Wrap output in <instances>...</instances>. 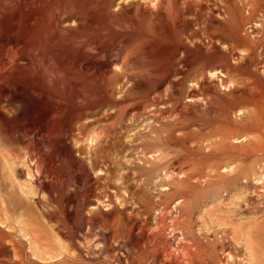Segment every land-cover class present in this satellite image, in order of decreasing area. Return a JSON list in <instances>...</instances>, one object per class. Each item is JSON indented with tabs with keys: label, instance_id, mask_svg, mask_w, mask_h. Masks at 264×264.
Wrapping results in <instances>:
<instances>
[{
	"label": "rangeland",
	"instance_id": "1",
	"mask_svg": "<svg viewBox=\"0 0 264 264\" xmlns=\"http://www.w3.org/2000/svg\"><path fill=\"white\" fill-rule=\"evenodd\" d=\"M37 1L34 7H44L43 4L46 7V0ZM27 2L18 3V6L13 0L17 10L0 12V43L5 30L3 26L11 19L16 20L17 34L27 27L29 21H35L41 36L47 40L58 27L73 31L83 22L79 12H66L61 8L54 11L51 7L30 17L31 5ZM109 2L113 12H108V16L115 17L113 24L107 26L109 29L106 27V31H101L96 27L93 33L97 31L90 37L82 34L80 37L83 38H77L73 47L64 45L65 48L71 47L66 49V55L78 75L86 74L80 63L83 60L81 49L94 54L93 57L87 56L89 63L92 62L88 67L93 71L111 70L106 73L107 76L112 74L113 78L106 76V81H112L106 84L108 97L100 99L103 103L97 99L98 102L95 100L88 105L83 97L80 96L83 98L80 100L78 95L75 96L70 80L72 74L57 85V92L56 88L53 89L54 82L50 86L43 84L42 89L37 88L36 69L20 79L24 86L17 88L14 97L6 94L0 101V216L6 222L0 224V239L6 245V249L0 252V264H156L155 256L158 264H173L171 257L162 254L160 246L151 248L146 239L147 236L152 239L162 224L171 231L172 217L162 221L159 211L174 198V194L160 200L152 199L146 193L142 186L145 176L140 168L143 163L138 159L144 148L140 135L146 130L147 123L153 121L151 117H162L158 138L151 145L163 152V159L157 164L159 169L181 171L202 155L198 145L222 123V115L214 108L191 113L185 109L184 100L193 86L192 80L204 69V60L197 58L199 51L208 52L211 44L206 45L207 42L219 39L220 34L221 44L220 40L216 41L221 47L218 54L225 52L229 55L227 57L233 64V70L229 72L231 77L241 86L245 85L244 82L249 86L255 82L256 89L264 97V0H154L149 12H143L144 5L141 4L147 0ZM36 3L42 5L36 6ZM122 6L124 12H118ZM38 16L46 25L37 21ZM91 18L87 14L84 22H91ZM141 19L149 28L155 31L161 28L162 33L173 37L171 40L178 38L180 43L172 44L166 66L159 73L153 60H139L144 53L141 39L125 43L132 33L131 20L140 24ZM217 19L234 25L245 21L241 23L242 38L224 37L225 32L222 25V29L219 28ZM253 26L257 29L255 32L251 31ZM41 27L42 31L46 29V34L43 31L42 35ZM31 43V40L27 42L26 47ZM105 43H108L107 47V44L102 46ZM1 67L0 72L6 73L8 65L1 64ZM99 72L95 73V78ZM0 81L2 83V79ZM19 105H24L22 112ZM70 106H73L72 110ZM45 138H51L49 165L45 167L50 169H47V175L46 169L37 168L39 157L33 156L35 152L32 150V145ZM247 160L250 164L261 163L264 155L252 154ZM180 177L183 180L175 182V188L186 178L184 174ZM36 178L38 183L59 184L62 193L51 194L50 190L38 189L32 183ZM258 183L244 200L240 199L243 208H264V179ZM29 189L37 193L31 201ZM155 205L157 210H154ZM223 208L232 212L235 206L226 199ZM185 212L187 210L182 211ZM24 228L37 242L22 237L21 229ZM261 234L257 245L258 260L264 262V231ZM171 236L168 233L161 241L168 242ZM179 240L174 243L178 245Z\"/></svg>",
	"mask_w": 264,
	"mask_h": 264
},
{
	"label": "bare ground",
	"instance_id": "2",
	"mask_svg": "<svg viewBox=\"0 0 264 264\" xmlns=\"http://www.w3.org/2000/svg\"><path fill=\"white\" fill-rule=\"evenodd\" d=\"M0 1V12H7L13 8L17 10V7L19 6L18 3L22 4L23 1H28L27 3L29 6L31 5V9L28 11L30 17H33L37 12H46L45 9L51 7L54 11L61 8L66 12H79L82 19L81 21H83L79 28L76 30L72 29L73 31L58 29L60 27L56 30L53 28L55 31L51 34L52 37L49 40L43 38V34H46V29L45 31L43 30V33V26L41 27L43 35L41 36L38 29L39 26L37 27L38 23L35 24V21H29V24H26V28L22 25V27L24 26V29L21 30L20 34L16 33L18 31L16 30V27H18L15 22L16 20L12 21L11 19L10 21H7L5 26H3L5 30H2L0 65H8V68L7 72L6 68L4 69L6 73L3 74L0 72V78L2 79V83L0 81V101L6 94H12V96H9L14 97L17 88L24 86L21 84L20 79L24 75L32 74L35 69L38 70L35 74V78L38 81L36 83L39 85H36L39 89H42L43 84L45 86H50V83L54 82L53 89L56 88L57 92V89L59 88L57 85L64 83L67 76L72 74L70 80L74 87L73 90L75 91V96L78 95L79 97H83L85 101L89 103L88 105H90V103L93 104V102L95 103V100L97 101V99L100 100L108 97V89L106 88L108 86H106V84L108 85L107 82L113 77L111 76L112 74L108 75L111 79L109 80L108 78L109 81H106V73L111 70L103 69L100 72L97 70V73L99 72V74L95 78L94 76L96 72L88 67L92 62L89 63L90 60L87 56L92 54L88 49H81L83 60L81 59V62H77H80L86 69V74H83V76L78 75L79 72H77V74L74 71L75 68H72L73 66L70 65V62L67 59L68 55H66V53L68 54L67 48H69V46H66L65 48L64 45L69 44L73 47L72 45L75 44L77 38L82 34H86L90 37L96 27L97 30L101 31L109 29L107 26L112 25L113 18H115L113 16H108V12H113V10H111L112 3L110 5L109 0H46V7L43 4L44 7L40 8L34 7L35 1L38 3L37 0H15L18 4V6L16 5V8L12 4L13 0ZM153 1L154 0H147L146 3H141L144 5L143 12H149L148 9ZM41 5L37 4L36 6ZM156 6H158V2H156ZM123 9L124 6H122V10L118 12H122ZM87 14L91 15L93 18L89 23L87 20L84 22V17ZM7 15L8 14H6V16ZM42 17L43 16H41V18ZM36 19L39 21V16ZM126 19L127 18L123 20L127 21L128 19ZM217 21L219 23V28H223L225 32L224 37H231L236 40L242 38L241 23L245 21L237 23L236 25L226 21L221 22L219 19H217ZM39 22H41V20ZM41 23L44 24L45 22ZM145 23L144 19L140 20V24L136 20H131L132 33H129L131 35L126 38L125 43H134L141 39L142 42L140 46H143L144 53L142 56H139V60H145L148 62L149 60L147 59L153 60L157 64L155 66L159 73V70L166 66V59L169 57V51H171L169 49L173 46L172 44L176 45L179 41L178 38H175L176 40H171L173 37L166 35L165 32L162 33L159 30L161 28L157 27L159 28V32H157L158 30L155 31L152 28H149V25L146 26ZM44 25H46V23ZM58 26H60V23ZM106 27L107 29H105ZM154 27H156V25ZM170 28L171 27L169 26V29ZM18 29L20 30V28ZM256 30L257 29L253 26L251 31L255 32ZM126 35L128 36V34ZM105 37L107 36L105 35ZM224 37L222 36L223 39ZM80 38H83V36ZM89 39L87 42L90 41ZM30 40L32 43L30 46L28 45V47H26L27 42ZM218 40H220L221 44V34L219 35V39L207 42L206 45L210 43L212 49H209L211 48L209 47L207 50L208 52H205V50L199 51L197 58L204 60V69L201 71L200 75H196L192 80L193 86L188 90L186 99L184 100L187 107L185 109L191 113L195 111L203 112L214 108L219 110L222 115V123L198 145V149L202 155L194 158L191 163L183 167L181 171L159 169L157 164L162 161L163 152L161 149L151 145L158 138L157 130L159 129V124L162 123V117H151L153 121L147 123L146 130L140 135L141 145L144 148L140 151L139 155L141 156L138 159L143 163L140 165V168L143 172V176H145L144 185L142 186L146 193H148L152 199H155L154 197H156L160 200L165 196H169L172 193L174 194V198L161 207L160 211L158 210L162 215V221L172 217L173 224L171 225V231L169 232L168 228L162 224L159 232L154 235L152 239H149V236H147L146 239L151 243V248L156 249L160 246L162 254L171 257L173 264H264V262L258 260L259 249L257 246L260 242L261 233L264 231V208L245 209L240 201V199L244 200L245 195L251 191L255 186V183L261 182L264 179V161L261 163L250 164L247 160L252 154L264 155V97L260 94L261 91L259 92L256 89L255 82L254 84L252 82L250 86L246 85V82H244L245 85L241 86L238 84L239 81L236 80V82L231 77L229 72L231 73V70H233V66L231 67L233 64L229 61L230 58L228 59V54H224L225 52L218 54V50L221 49L216 43ZM106 41L109 42V40ZM90 43L92 42H89V44ZM105 45L107 47L108 43H105L102 46ZM178 45H180V43ZM85 46L82 47L84 48ZM87 46L89 47V45ZM74 49L72 51H75ZM93 56L94 54L92 57ZM216 63H218V65H215ZM155 66L154 69H156ZM213 66L215 67L213 68ZM0 69H2V67ZM113 70L116 71L115 69ZM115 77H117V75ZM252 84L254 86H252ZM109 87L111 88V86ZM114 89L115 88H113V90ZM109 96L112 97L113 95ZM81 97L80 100L83 99H81ZM101 101L102 100H100V102ZM68 104L67 106H69ZM23 106L24 105H19L20 112H22ZM91 106L93 107V105ZM70 117H72V115ZM68 119L71 120V118ZM7 121L6 123H8ZM30 121H35V119ZM50 139L45 138L41 143L39 142L37 145H32V150L36 153H34L33 156L39 157L37 168L40 170L41 168L44 170L46 169V175L49 173V171H47L48 168L45 167L49 165L50 157L48 150L51 144ZM51 147H53V145H51ZM34 173L35 172H33V175L36 176L37 174ZM180 174H184L186 178L184 182L180 184L177 183V188H175V182L183 180L180 177ZM38 180L37 178L32 180V183L34 185L36 184L35 186L37 188L40 187L42 189L50 190L51 194L52 192L62 193L59 184L51 182L38 183ZM28 194L31 196V201L37 193L34 192L33 189H29ZM226 199H230L231 203L235 206V209L232 212L226 211L223 208ZM155 209H158L156 205L154 207V210ZM183 210H187V212L182 213ZM215 218L217 219V222ZM215 222L216 224L213 225ZM5 223L3 217L0 216V224L2 225ZM164 226L166 228H164ZM0 230H2L1 226ZM21 232L22 237L35 241L27 231V228L21 229ZM168 233L173 236L168 239V242H162L161 239ZM178 239L180 240L178 241V245H176L174 241ZM209 245L211 248H208ZM5 246L4 240L0 239V252L6 249ZM155 263L158 264L157 256H155Z\"/></svg>",
	"mask_w": 264,
	"mask_h": 264
}]
</instances>
